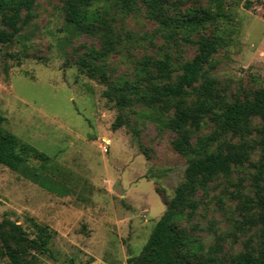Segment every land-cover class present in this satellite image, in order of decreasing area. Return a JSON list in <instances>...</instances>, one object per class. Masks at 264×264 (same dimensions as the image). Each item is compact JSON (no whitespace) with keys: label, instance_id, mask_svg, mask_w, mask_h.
Instances as JSON below:
<instances>
[{"label":"rangeland","instance_id":"374dc122","mask_svg":"<svg viewBox=\"0 0 264 264\" xmlns=\"http://www.w3.org/2000/svg\"><path fill=\"white\" fill-rule=\"evenodd\" d=\"M64 1L37 0L22 35L0 45L4 126L60 166L58 189L50 190L0 163V222L11 219L31 236L37 230L30 218L53 230L49 250L32 251L24 264H128L185 180L187 157L174 149L177 132L163 124L164 116L141 104L123 111L129 123L114 129L119 109L104 94L109 82L135 81L146 56L170 54L180 73L201 35L220 36L209 73L228 99L251 98L264 87V0H224L226 23L207 25L191 34V41L181 31L166 40L144 0H136L130 10L122 8L121 0H98L94 7L110 11L120 38L119 50L106 59L105 82L80 69L81 55L100 41L87 34L66 38ZM166 5L174 15L206 7L207 0H169ZM205 119L193 142L214 132V122ZM259 119H252L255 127ZM256 138L254 131L249 139ZM259 158L257 147L229 176L215 177L207 190H199L193 217L177 221L206 252L213 248L222 263L244 251L264 255L260 224L254 222L256 193L263 184L256 178ZM0 264L13 263L3 256Z\"/></svg>","mask_w":264,"mask_h":264},{"label":"trees","instance_id":"16d2710c","mask_svg":"<svg viewBox=\"0 0 264 264\" xmlns=\"http://www.w3.org/2000/svg\"><path fill=\"white\" fill-rule=\"evenodd\" d=\"M98 0H65L63 9L68 35L87 34L99 39V47H90L79 62L80 69L89 77L107 81V57L119 50L120 38L111 22L106 7H94ZM122 8L130 10L136 0H121ZM150 18L159 21L158 30L166 40H173L178 31L190 40V35L209 24L226 23L228 18L224 0H207L202 8H187L186 13L171 15L167 10L169 0H144ZM37 0H0V45L13 43L33 18ZM248 6V2H247ZM69 40V39H67ZM193 57L180 64L175 73L172 56L165 58L146 56L139 61L138 78H118L111 81L104 94L119 109L113 128L129 123L123 111L134 104L145 106L164 116L163 124L177 132L172 140L174 149L187 157L185 180L175 189L167 201V208L144 244L139 255L128 258V264H264V255L250 251L240 252L228 263H222L213 254V248L204 250L177 221L184 216L193 217L199 201V190H207L209 183L219 175L229 176L234 166L243 165L251 158L254 148H259L260 158L255 164L259 184L256 204L259 213L254 222L260 224V236L264 241V87L251 98L228 99L220 92L218 80L209 73L214 53L222 44L220 36L201 35ZM0 112V163L26 178L47 187L58 189V169L47 153L23 141L4 126L6 118ZM254 117L261 124L253 125ZM205 118L215 124L209 135L193 137L203 126ZM256 132L257 138H249ZM231 134V138L226 135ZM233 138H238L233 141ZM188 211V212H186ZM37 235L31 236L11 219L0 222V257L8 256L13 264H24L23 259L38 251L49 250L53 230L49 225L30 218Z\"/></svg>","mask_w":264,"mask_h":264}]
</instances>
